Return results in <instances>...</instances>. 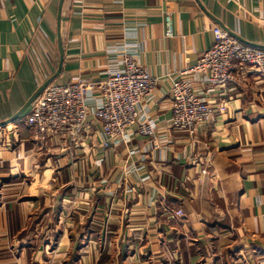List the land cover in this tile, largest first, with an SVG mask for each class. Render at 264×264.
Listing matches in <instances>:
<instances>
[{"label":"crops","instance_id":"crops-1","mask_svg":"<svg viewBox=\"0 0 264 264\" xmlns=\"http://www.w3.org/2000/svg\"><path fill=\"white\" fill-rule=\"evenodd\" d=\"M215 27L264 50V0H0V264H264V75L192 78L225 111L197 138L170 127L171 78ZM126 56L159 82L139 106L154 138L105 148L90 116L75 148L26 125L44 86L99 81Z\"/></svg>","mask_w":264,"mask_h":264},{"label":"built area","instance_id":"built-area-1","mask_svg":"<svg viewBox=\"0 0 264 264\" xmlns=\"http://www.w3.org/2000/svg\"><path fill=\"white\" fill-rule=\"evenodd\" d=\"M165 21L170 38L171 18L167 16ZM213 35V45L197 62L171 78L170 127L191 138H197L201 128L225 111L224 106L215 107L198 96L192 78L202 77L211 87L227 88L235 72L264 75V50L241 44L219 27L213 29ZM122 66L110 70L99 81L80 79L69 85H49L30 105L26 125L44 142H68L75 148L87 138L90 116L101 125L105 148L115 145L134 129L143 138H154V126L142 120L139 106L155 96L159 82L129 56L123 59ZM92 92L102 99L95 112L87 103ZM174 216L182 218L183 213L178 211Z\"/></svg>","mask_w":264,"mask_h":264},{"label":"water","instance_id":"water-1","mask_svg":"<svg viewBox=\"0 0 264 264\" xmlns=\"http://www.w3.org/2000/svg\"><path fill=\"white\" fill-rule=\"evenodd\" d=\"M64 1V0H62ZM47 88V86H44V88H42L37 94L36 96H34V98L31 100V102L28 104V106H30L41 94L42 92ZM9 124V123H8ZM5 126V124L1 125L0 127Z\"/></svg>","mask_w":264,"mask_h":264}]
</instances>
